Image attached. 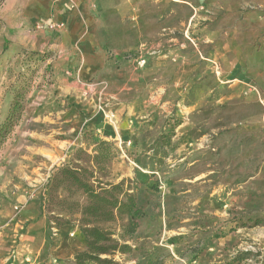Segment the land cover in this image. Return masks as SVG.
<instances>
[{
  "label": "rangeland",
  "instance_id": "374dc122",
  "mask_svg": "<svg viewBox=\"0 0 264 264\" xmlns=\"http://www.w3.org/2000/svg\"><path fill=\"white\" fill-rule=\"evenodd\" d=\"M8 1L52 32L42 53L0 47V111L29 91L0 149V206H17L20 238L40 218L44 246L70 242L52 264H264V0ZM99 141L118 149L110 181L142 215L132 236L101 225L128 250L79 262L76 217L58 227L45 187ZM14 224L0 220V241Z\"/></svg>",
  "mask_w": 264,
  "mask_h": 264
},
{
  "label": "trees",
  "instance_id": "16d2710c",
  "mask_svg": "<svg viewBox=\"0 0 264 264\" xmlns=\"http://www.w3.org/2000/svg\"><path fill=\"white\" fill-rule=\"evenodd\" d=\"M27 87L14 95L4 120L0 122V149L23 116L29 93ZM118 154L113 143L99 141L94 143L91 154L82 148L77 149L70 163L56 168L48 178L45 187L48 212L59 215L55 217L58 227L69 223L64 216L76 217L74 220L85 241L86 250L76 256L79 262H99L101 254H112L116 249L128 250L126 245L114 244L108 237L112 233L101 225L118 219L122 222L123 234L132 236L138 226L137 219L142 215L134 198L123 188L124 181L117 184L110 181L109 168ZM242 256L248 259L250 254ZM148 264L160 263L155 260Z\"/></svg>",
  "mask_w": 264,
  "mask_h": 264
},
{
  "label": "crops",
  "instance_id": "0c3cea01",
  "mask_svg": "<svg viewBox=\"0 0 264 264\" xmlns=\"http://www.w3.org/2000/svg\"><path fill=\"white\" fill-rule=\"evenodd\" d=\"M11 10L12 8H10V2L8 0H6L2 4V7H0V47L4 45V41H10L15 38V42L12 41L7 45L8 51L23 49L34 53H42L46 51V49L52 50V32L47 30L42 31L41 29H37V27V30H35V24H38L36 22L37 17H35V12H32V14L30 13V17L26 18L25 13L22 9L16 15ZM49 16L47 17L46 22H63L62 20L52 19V17L49 21ZM69 58L70 55L64 52V59L69 60ZM45 60L48 61L46 65L50 66V71L47 76L52 81V58L47 57ZM13 98L14 94L9 97L8 102L4 104L2 111H0V122L4 120ZM47 158V160L52 161L51 157ZM14 208L17 209V206H13L12 204L0 206V220L4 221V223L6 221L12 220V222H14V225L16 226L13 228H9L8 230L11 233L4 235H6L7 237L9 235V239H14L18 236L19 239V242L17 243V246L14 248V250H10L8 248L10 244H8L9 241L7 240L9 239H1L0 245L4 247L0 248V264H40L42 262H44L45 264H52V257H55L61 261V259L63 260L64 258L69 257L70 254H72L71 248L73 247V245L70 242H63L62 238H59V243H57L58 241H56L55 239V241H53L54 243L51 242L47 247L44 246V242H41V240H44V226L40 221V218H38V222H33L30 226H28L26 228L25 234H21L20 238L21 232L19 233V228L24 225L25 220L23 219V223H19L18 215H20V213ZM9 223L11 222H8V226ZM80 244L81 245L79 248H84V242L82 241ZM44 250H48V260H42L41 262V256L46 254H44Z\"/></svg>",
  "mask_w": 264,
  "mask_h": 264
},
{
  "label": "built area",
  "instance_id": "2783aa9c",
  "mask_svg": "<svg viewBox=\"0 0 264 264\" xmlns=\"http://www.w3.org/2000/svg\"><path fill=\"white\" fill-rule=\"evenodd\" d=\"M69 1H70V5L74 7L76 0H69ZM50 28H53L54 30H62L64 28V25L63 23H54L50 25Z\"/></svg>",
  "mask_w": 264,
  "mask_h": 264
}]
</instances>
